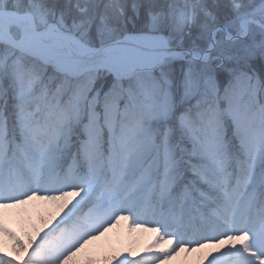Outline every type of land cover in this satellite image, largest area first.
<instances>
[{
	"label": "trees",
	"instance_id": "trees-1",
	"mask_svg": "<svg viewBox=\"0 0 264 264\" xmlns=\"http://www.w3.org/2000/svg\"><path fill=\"white\" fill-rule=\"evenodd\" d=\"M260 2L0 0V9L58 19L90 44L147 31L198 52L207 46L214 25L238 33L242 15L264 23V16L253 11ZM208 16L206 29L194 30ZM248 25L246 37L221 38L224 44H215L205 60L171 51L149 72L119 79L107 69L65 76L0 44V133L12 146L10 168L21 178V199L27 198L17 203L35 206L28 214L38 229L35 241H29L32 262L77 264L69 253L92 232L85 223L93 212H106L109 193L119 183L154 176L147 188L156 192L145 198L157 215L177 189L188 185L193 194L202 192L210 188L207 182L217 185L224 172L246 166L249 156L242 154L240 140L264 122L257 107H264V47L241 57L230 42L258 43L264 37L263 28ZM16 66L22 70L16 72ZM189 71L193 79L188 82ZM29 76L31 85L23 89ZM232 144L236 157L225 154ZM215 148L223 152L213 167L207 160ZM209 208L203 207L207 215ZM168 211L166 225L175 214ZM82 258L79 264L113 262L98 252Z\"/></svg>",
	"mask_w": 264,
	"mask_h": 264
},
{
	"label": "rangeland",
	"instance_id": "rangeland-1",
	"mask_svg": "<svg viewBox=\"0 0 264 264\" xmlns=\"http://www.w3.org/2000/svg\"><path fill=\"white\" fill-rule=\"evenodd\" d=\"M255 12H258L264 16V0L253 8ZM38 22L44 24L46 20L36 11H33ZM38 14V15H37ZM202 19L206 18V12L202 11ZM249 17L250 16H246ZM207 21H203L202 25L194 27V30H204V26H208L211 21L210 16L207 17ZM58 21V20H57ZM60 22V21H58ZM62 24V22H60ZM240 23V22H239ZM201 24V23H200ZM248 31V24H246ZM240 29L244 30L241 25ZM131 41H135L141 45L161 46L165 45L167 40L160 34L140 33L128 36ZM227 41L229 38L233 39L232 33L223 32L219 35V44H224L221 38ZM229 41V40H228ZM257 43V42H256ZM255 41L243 40L241 42L233 41L230 44L238 51L239 55L246 56L257 51L259 48L264 47V37ZM227 52L226 50H221ZM243 53V54H242ZM163 52L156 54L155 56L146 54L144 56L143 51L138 50L136 47L123 46L118 47L111 56L110 64L116 70L120 72H129L136 67L151 66L156 62V59L163 57ZM167 54L164 55L166 58ZM103 63L100 65L102 66ZM15 67V66H14ZM20 67L16 66V72ZM2 143V139L0 138ZM0 143V147L1 146ZM258 144L260 148H264V135L258 136L254 142ZM260 158L251 162V170L260 162ZM7 164V154L0 148V167H5ZM258 170V169H257ZM255 172V171H254ZM255 174H258L256 171ZM260 175V173H259ZM244 179V177H240ZM14 188L18 186V179L13 181ZM255 182V181H254ZM246 191L237 196L238 201L233 200L234 186L232 184L225 185L224 182L221 188L224 190L221 197L224 201H228L230 206L237 203L239 206L251 207L255 200V191L252 185ZM12 186L8 182L7 178L0 172V192L5 194L11 190ZM145 190L140 183L134 186V182L127 188L122 189V185H119L115 189V194L119 195L114 200L113 212L109 213L106 217L93 219V225L96 228V235L87 241H84L78 250L71 252L72 257L79 259L77 263L82 262L81 250L85 254H92L93 251H107L112 256H118L117 262L125 264H163L158 257H149L151 252L158 249L164 244L168 250L175 255L171 259H175L173 264H180L185 261L187 264H231L235 259L241 257L240 263L237 264H264V226L260 225L259 230L255 232L253 220L249 221L251 224L248 230L245 228H238L240 222V214L234 212L229 217L228 227L230 232L228 235H215V231H212L209 227H203L201 234H197L194 237L188 235L182 236V234L173 233V231H167L162 228L160 221H153L152 225L147 227L139 226L135 220H143L147 214L142 209V206H136L137 200L141 196V193ZM111 198L114 196H110ZM121 200V201H120ZM235 201V202H234ZM248 205V206H247ZM27 207H32L31 205ZM27 207H20V205H13L6 208L0 213V250L6 253L11 258L7 259V264H31L27 259L30 239L35 238L37 235V229L32 226V218L28 216ZM254 209V208H253ZM252 209V210H253ZM20 210L25 211L21 212ZM165 213V212H164ZM164 216V215H163ZM148 223V224H150ZM156 223V224H155ZM115 227L119 230V234L114 235ZM216 227V226H215ZM171 239H175L171 241ZM156 244V245H155ZM155 245V247H154ZM147 254H149L147 256Z\"/></svg>",
	"mask_w": 264,
	"mask_h": 264
},
{
	"label": "bare ground",
	"instance_id": "bare-ground-1",
	"mask_svg": "<svg viewBox=\"0 0 264 264\" xmlns=\"http://www.w3.org/2000/svg\"><path fill=\"white\" fill-rule=\"evenodd\" d=\"M50 32H52V30L50 29V28H48L47 29V31H45L44 33H46V37L47 36H49V37H51V38H54L56 35L55 34H52V33H50ZM53 36V37H52ZM54 42H56V41H54ZM106 49L105 48H103L102 50H101V54H107L106 52H103V51H105ZM85 51H86V49H85ZM98 54H100V53H98ZM96 58V56H93V57H91L90 59H95ZM116 234H119V230L117 229V228H115L114 229V235H116Z\"/></svg>",
	"mask_w": 264,
	"mask_h": 264
},
{
	"label": "water",
	"instance_id": "water-1",
	"mask_svg": "<svg viewBox=\"0 0 264 264\" xmlns=\"http://www.w3.org/2000/svg\"><path fill=\"white\" fill-rule=\"evenodd\" d=\"M248 20H251V19H248ZM119 42H127V43H131V41H126L125 39H123L122 41H119ZM135 42H133L134 44Z\"/></svg>",
	"mask_w": 264,
	"mask_h": 264
}]
</instances>
